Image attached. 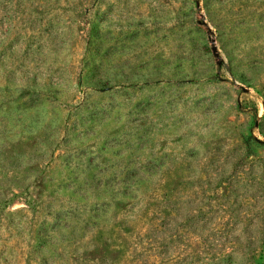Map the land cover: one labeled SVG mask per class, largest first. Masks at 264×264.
<instances>
[{
    "label": "rangeland",
    "instance_id": "374dc122",
    "mask_svg": "<svg viewBox=\"0 0 264 264\" xmlns=\"http://www.w3.org/2000/svg\"><path fill=\"white\" fill-rule=\"evenodd\" d=\"M0 264H264V0H0Z\"/></svg>",
    "mask_w": 264,
    "mask_h": 264
}]
</instances>
